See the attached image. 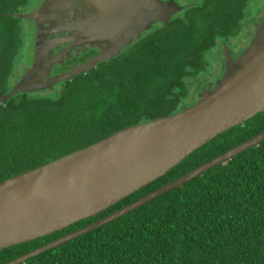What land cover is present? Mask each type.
Masks as SVG:
<instances>
[{
  "label": "trees",
  "instance_id": "1",
  "mask_svg": "<svg viewBox=\"0 0 264 264\" xmlns=\"http://www.w3.org/2000/svg\"><path fill=\"white\" fill-rule=\"evenodd\" d=\"M23 1L0 0V96L26 68L23 44L31 25L7 14ZM176 1L184 6L181 12L118 56L53 89L19 92L0 102V182L125 126L180 111L184 99L211 85L203 73L210 53L223 50L242 29L255 33L264 15V0L255 1L262 15L254 17L252 0ZM262 131L264 111L101 212L0 250V264L103 218ZM21 264H264V140Z\"/></svg>",
  "mask_w": 264,
  "mask_h": 264
},
{
  "label": "water",
  "instance_id": "2",
  "mask_svg": "<svg viewBox=\"0 0 264 264\" xmlns=\"http://www.w3.org/2000/svg\"><path fill=\"white\" fill-rule=\"evenodd\" d=\"M73 4L66 21L47 28L35 23L43 33L34 40L36 60L0 96V102L19 92L53 89L62 81L90 72L97 64L121 54L152 26L167 24L184 9L176 0H73ZM46 40L65 43L57 55L60 61L88 49L94 52L52 74L50 59L39 53ZM224 51L221 77L206 86L194 103L175 113L125 126L0 182V250L101 212L165 174L218 134L264 111V15L244 50L234 56L230 49ZM263 140L264 131L103 218L2 264H21L92 231Z\"/></svg>",
  "mask_w": 264,
  "mask_h": 264
},
{
  "label": "flooded vegetation",
  "instance_id": "3",
  "mask_svg": "<svg viewBox=\"0 0 264 264\" xmlns=\"http://www.w3.org/2000/svg\"><path fill=\"white\" fill-rule=\"evenodd\" d=\"M32 1L34 0L23 1L20 5H18L17 11L7 12V14L12 16H17L21 18L23 22H27V24L31 25V32L33 34V39L31 43V55L33 57L34 48H35L34 40H36L41 35H43L42 31L39 30L40 28L36 26L35 23H40L42 27L47 28L50 26L52 27L54 23L64 22L71 16L72 13L71 9L74 4H73V0H37V2L36 1L32 2ZM45 42L46 44L40 46L39 53L40 55L43 56L47 55L48 58L50 59L49 64L50 63L52 64L51 66L50 65L49 66H50V72L52 74L61 72L67 69L68 67L77 64L78 62L82 61L85 58V56L88 55V53L94 52V49H88L84 52L77 53V55L74 54H72V56L69 55L65 57L63 61L62 60L60 61L57 55L59 54L60 49L64 47L65 43L57 42V40H53L55 44H53V42H50L49 40H46ZM48 44H50L52 47L50 45H49L50 47L47 46ZM225 48L230 49L233 56H234L233 51L237 50L236 46L231 48L230 46L224 43L222 47L223 50H220V52H225L224 51ZM222 56H223L222 61L224 68L225 57L224 55ZM35 60L33 57V61ZM27 68L28 67L25 68L24 72L26 71ZM202 93L203 92L198 93L199 94L198 98Z\"/></svg>",
  "mask_w": 264,
  "mask_h": 264
},
{
  "label": "rangeland",
  "instance_id": "4",
  "mask_svg": "<svg viewBox=\"0 0 264 264\" xmlns=\"http://www.w3.org/2000/svg\"><path fill=\"white\" fill-rule=\"evenodd\" d=\"M34 1L37 2V0H34ZM34 1H32V2H34ZM255 1L256 0H252L251 6H250L251 14L253 15V17H254V14L260 13V12H258L259 6L258 7L256 6ZM263 13H264V11H263ZM261 15H262V13H260V16ZM260 16H257V18ZM25 25H27V22H24V26ZM28 31L30 32V34L29 33L26 34V38H25V41L23 44V53L25 55V57L23 58V63L25 64V67L30 66V63L33 62V57H34V56L32 57V55L29 54L30 50H31V43H32V39H33V34L31 32V29H29ZM253 33H254V31L253 30L251 31L249 28L242 29L236 37L233 36L232 38L227 40L229 44H226V45L230 46L231 48L236 46L237 50L233 51V54L237 55L245 48L243 45L244 42H245V44L250 43V40L253 36ZM219 52H220V50L217 49V50H213L210 53L211 58H210V61L208 62V69H207L208 71L203 72V73H206V75L208 77H210L209 79H210L211 85H213L215 80L218 79L223 72V61H222L223 60V56H222L223 53L220 52V55H219ZM197 99H198L197 96H194L193 98H189V99L186 98L183 101V106H188V105L194 103Z\"/></svg>",
  "mask_w": 264,
  "mask_h": 264
}]
</instances>
